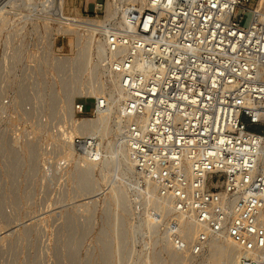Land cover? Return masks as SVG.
Instances as JSON below:
<instances>
[{"label":"built area","instance_id":"obj_1","mask_svg":"<svg viewBox=\"0 0 264 264\" xmlns=\"http://www.w3.org/2000/svg\"><path fill=\"white\" fill-rule=\"evenodd\" d=\"M106 3L95 2L92 18L68 16L103 20L106 12L102 17L98 13ZM256 4L145 0L141 6L121 1L122 24L120 13L90 29L78 26L71 35L57 33L71 24L42 14L48 33H54L49 41L53 53L31 52V84L25 83L33 90L42 78L56 85L57 78L51 82L46 77L51 69L60 85L64 78L80 76L94 85V92L81 89L71 110L66 106L60 124L52 121L59 113L41 120L55 139L48 152L57 153L63 167L76 164L82 155L103 161L101 135L78 133L77 127L87 114L109 115L110 126L119 127L112 133L133 165L136 191L155 189L171 214L161 219L153 207L157 226L165 227L173 249L193 264L207 254L212 241L222 239L235 249L231 264H264V10ZM245 13L251 14L246 26ZM58 35L74 44L62 56L53 48ZM85 36L90 39L86 46ZM23 49L15 48L11 69L19 67ZM84 53L91 64L80 74L76 59ZM59 63L67 64L65 70ZM113 80L118 86L114 94ZM99 81L106 88L98 87ZM24 91L28 101L35 96L27 86ZM114 101L120 106L115 118L110 115ZM71 128L75 134L67 139ZM68 148L73 155L65 157ZM182 221L195 230L190 238Z\"/></svg>","mask_w":264,"mask_h":264},{"label":"rangeland","instance_id":"obj_2","mask_svg":"<svg viewBox=\"0 0 264 264\" xmlns=\"http://www.w3.org/2000/svg\"><path fill=\"white\" fill-rule=\"evenodd\" d=\"M95 2L107 0H65L64 12L92 18ZM254 3L257 9L259 0ZM106 7L107 3L105 10L98 13L100 17ZM15 8L8 10L7 24L0 30V264H165L166 260V264H172L158 240L165 227L139 228L153 206L144 203L136 192L134 179H121L115 163L97 167L93 173L97 188L90 195L78 189L76 164L63 167L58 154L47 151L51 147L49 142L55 139L41 120L48 121L50 117L54 123H61L60 114L67 106L61 101L63 85L53 69L46 77L51 82L53 77L57 78L56 85L45 83L42 78L33 90L25 82L31 84V52L34 50L38 56L53 53L49 41L54 33H48L42 12H38L40 5L31 12V6L18 1ZM250 19L251 14L245 13L243 25H248ZM88 41L85 36L83 44L86 46ZM20 45L24 46L18 53L22 61L19 67L11 69L15 48ZM53 48L56 56L67 53L69 37L56 36ZM26 86L35 92L29 101ZM87 102L91 109L92 100ZM52 112L59 113L58 117H52ZM85 118L97 117L87 114ZM114 138L111 132L106 139ZM30 147H35L33 154ZM117 186L124 191V204L112 200L111 189Z\"/></svg>","mask_w":264,"mask_h":264},{"label":"bare ground","instance_id":"obj_3","mask_svg":"<svg viewBox=\"0 0 264 264\" xmlns=\"http://www.w3.org/2000/svg\"><path fill=\"white\" fill-rule=\"evenodd\" d=\"M18 1L24 2L25 4H27L28 7L31 6V12H34L37 9L36 6L38 5V7H39V5H40V8H38L39 11L38 10L37 11L42 12L41 14H45L47 16H51V15L55 16L56 18H54V19L63 25L71 24L70 27L65 25L63 27L58 28L57 33L63 32L65 34H70V35L76 34V28L78 26H84V27H87L88 29H90L91 27L94 26V24L98 25V24H102L103 21L115 20L120 13H121V15H120L121 18L119 19V22L122 24L125 20V11L123 10L122 5H120V2L123 0H112V1L107 0L106 15H105V18L103 20H95V19L90 20L89 19V20H85V21L79 20L78 18L66 15V13L64 12V5H65L64 1L65 0H42L41 3H39V4H37V3L35 4L34 0H2L0 3V30L2 27L6 26V24H7L8 10L14 9L15 5ZM130 2H132L133 4L139 3L142 6V4L145 2V0H130ZM263 6H264V0H259L257 9L258 10H264ZM15 9H17V8H15ZM39 16H40V13H39ZM76 17H79V16H76ZM67 19L70 21H68ZM17 26H18V24H17ZM14 29H16V28H14ZM72 44H73V41L70 38L69 45H72ZM98 50H99V54L101 55L102 50H103V45L100 43L98 45ZM76 61H77L76 62L77 68H78L80 74H82L83 72L88 70L86 68H87V66H89V64H91L90 58L86 53H84L83 55L81 54L80 56H77ZM59 66L61 67V70H65L64 68H66L67 64L63 65V63H59ZM62 85H63V92H64V96H65V103H66L67 107L70 108V110L73 107L74 97L77 94L81 93V89H83L85 86H87V88H89L90 90H92L94 92V85L89 84L87 82L83 83V79H81V76L78 78H70V77L64 78L62 80ZM106 85L107 84L104 81H99L98 87L106 88ZM110 88H111L113 94L115 92H117L118 86H117V83L115 80H113L111 82ZM42 92H43V90H42ZM93 92H91L90 94H94ZM53 94L52 95L55 96L54 92H53ZM119 109H120L119 104H117V101H114V104L111 107L110 115H112V117L115 118L116 115L118 114L117 112ZM110 118L111 117L109 115L101 114L96 119H90V118L83 119L82 121H80V123L77 127V131H79L78 133H82V134L99 133L101 135V141L103 143L102 144L103 154H104L103 161H101V162L90 161L87 158V155L86 156L85 155L79 156L77 161H76L77 162L76 163L77 169H75V171L77 170V177L76 178L78 180L76 178L75 179L77 180L78 189L82 192L87 193V194L89 193L90 195L97 188V179H95L93 176L94 170L97 167L106 168V167L115 163V165L117 164L119 172L121 173V176H122L121 179H125V177L129 181H132L134 179L133 165L128 158L125 146L122 145L121 142H119V140L117 138H115V140H113V141H109L106 139L107 136L112 131L115 133L119 130L118 126H116V128H114V129L110 126V123H109ZM76 123H77V121L74 119L73 125H75ZM75 128H76V126H75ZM74 134H75V132L72 130V128H71V130L65 132L67 139L72 138ZM30 146L32 147L33 145L31 144ZM33 150L35 151V147H34V149H32V154L34 152ZM70 150H71L70 148L66 149L65 157L70 156L71 152L73 155V151H70ZM47 151H49V150H47ZM130 189H131V187H130ZM111 190H112V195H113V196L111 195L113 202L118 204V205L124 204L126 199H125V195H124V191H123L122 187H120V186H117L114 188L112 187ZM139 195L142 197L144 203L152 205L157 211H159V213H162V214H160L161 219L162 218L166 219L171 215L170 211L167 209V205L163 202H160L156 198L155 189H149L145 192H139ZM77 202H79V201H77ZM139 203H140V201H139ZM80 204H82V202ZM86 204L87 203L84 202L82 205L84 206ZM126 205H128V204H126ZM87 206H88V204H87ZM158 221L159 220L156 219L150 211H147V218L142 221L139 228L140 229L146 228L147 230L148 229L149 230H151V229L155 230V228L158 229L159 228L157 226ZM182 229H184L188 233V238H190L195 231L194 228L191 226V224L189 222H186V221L185 222L182 221ZM14 230H15V228H14ZM24 230H23V232H24ZM10 231H11V228H10ZM158 240L162 242V250L168 254L169 259L171 260L172 264H193L191 262V260L187 257V255L180 254L173 249V246H172L170 240L168 239V236L160 233L158 236ZM235 257H236L235 249L229 244V242L227 240H225V239L216 240V241L211 242L207 254H205L196 264H231L234 262ZM145 260H147V259H145ZM166 262H168V261L166 260L165 264H166Z\"/></svg>","mask_w":264,"mask_h":264}]
</instances>
